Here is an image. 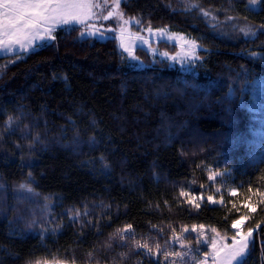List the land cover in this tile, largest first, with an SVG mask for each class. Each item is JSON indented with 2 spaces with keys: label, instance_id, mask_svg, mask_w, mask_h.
I'll use <instances>...</instances> for the list:
<instances>
[{
  "label": "trees",
  "instance_id": "trees-1",
  "mask_svg": "<svg viewBox=\"0 0 264 264\" xmlns=\"http://www.w3.org/2000/svg\"><path fill=\"white\" fill-rule=\"evenodd\" d=\"M121 9L195 39L200 62L138 49L133 68L117 38L79 27L0 57V264H199L201 237L242 217L244 264H264V0Z\"/></svg>",
  "mask_w": 264,
  "mask_h": 264
},
{
  "label": "rangeland",
  "instance_id": "rangeland-1",
  "mask_svg": "<svg viewBox=\"0 0 264 264\" xmlns=\"http://www.w3.org/2000/svg\"><path fill=\"white\" fill-rule=\"evenodd\" d=\"M125 0H120L119 5H117L116 0H85L86 3L91 5L90 12L88 13L91 18L88 19L85 24H78L72 22L68 25L59 26L55 32L63 27H79L81 28V36L83 38L92 37L88 35H82V32L94 31V29L89 28V25H95L96 28H101L105 33V39L117 38L119 44L126 55L130 65L133 68H144L146 67L145 62L138 58L136 52L138 49H144L146 54L153 60L167 61L171 66L178 67L183 71L192 72L196 70L200 62V45L187 34L172 31L169 28H152V27H137L136 21L127 18L122 9L121 5ZM0 11H5L0 9ZM87 11V10H85ZM111 12L112 15L108 16ZM103 17H108L103 19ZM9 17L5 16L3 20L5 21V27L0 29V57L6 55H13L15 52L4 53V49L9 47H19L20 43H26L30 38L29 33L36 31L35 29H23L17 31L15 29H9L6 25ZM127 21V23H125ZM136 27V28H135ZM111 29V31H107ZM135 29V30H134ZM151 29L152 31H149ZM41 34H43V28L39 29ZM239 32L244 33L246 38L252 36L254 31L249 28V26H243L238 29ZM55 32L53 33L55 36ZM121 33L123 35L121 36ZM97 39V38H96ZM147 41V43H144ZM35 44H40L41 41L38 39L34 41ZM122 44L124 47H122ZM159 44H164L167 48L160 47ZM127 47V51H125ZM31 49L26 48V53L30 52ZM141 51V50H140ZM244 227H238L237 229L232 228L233 235H222L220 233H214L211 238V243H208L206 238L201 237L205 246L208 244L210 247V255L206 257L199 264H237L239 257H235L233 253L238 249L241 244L248 243V247L245 249V258L248 256L251 243L252 235L254 230H251V235L249 236L248 229V219L244 218ZM205 231L204 228L192 229L193 233ZM237 231L241 235H234ZM199 236V235H198ZM196 237V236H195ZM199 239V237H196ZM215 244V247H213ZM41 264H74V263H61V262H44Z\"/></svg>",
  "mask_w": 264,
  "mask_h": 264
},
{
  "label": "snow or ice",
  "instance_id": "snow-or-ice-1",
  "mask_svg": "<svg viewBox=\"0 0 264 264\" xmlns=\"http://www.w3.org/2000/svg\"><path fill=\"white\" fill-rule=\"evenodd\" d=\"M107 2V0H105ZM117 5H119L120 0H116ZM0 9L5 11H0V29L5 27V21L3 18L5 16L9 17L6 25L9 29H15L17 31L23 29H35L29 33L30 38L26 43H20L19 47H9L4 49V53L15 52L17 56H21L25 53L26 48L31 49L32 52L38 50L39 47L53 41L55 39L54 32L61 25H68L72 22L78 24H85V22L91 18L88 14L91 9V5L86 3L85 0H0ZM87 10V11H85ZM112 13L109 12L108 16ZM205 15H207L205 13ZM108 17H103L107 19ZM127 23V21H125ZM44 25L43 34L40 32V26ZM89 28L94 29V31L82 32V35L94 36L97 39H105V33L101 28H96L95 25H89ZM107 31H111L108 29ZM149 31H152L149 29ZM123 33H121V36ZM255 35V33H253ZM41 41L40 44H35V40ZM0 43H3L0 41ZM147 43V41H144ZM122 47L124 45L122 44ZM127 51V47L124 49ZM181 195H184L182 192ZM232 195H236L233 191ZM211 200V197H209ZM243 217L232 223V228L237 229L242 221ZM128 227H131L130 225ZM234 235H241L237 231ZM251 235V230H249V236ZM215 247V244H213ZM248 247V243H243L241 246L235 250L233 255L239 257L237 264H244L245 249Z\"/></svg>",
  "mask_w": 264,
  "mask_h": 264
},
{
  "label": "crops",
  "instance_id": "crops-1",
  "mask_svg": "<svg viewBox=\"0 0 264 264\" xmlns=\"http://www.w3.org/2000/svg\"><path fill=\"white\" fill-rule=\"evenodd\" d=\"M40 28H43L44 29V25H41Z\"/></svg>",
  "mask_w": 264,
  "mask_h": 264
}]
</instances>
